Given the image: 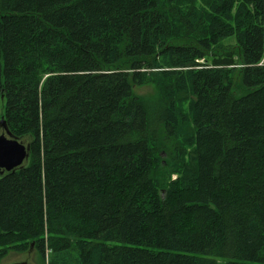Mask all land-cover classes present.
I'll use <instances>...</instances> for the list:
<instances>
[{
	"label": "trees",
	"instance_id": "obj_1",
	"mask_svg": "<svg viewBox=\"0 0 264 264\" xmlns=\"http://www.w3.org/2000/svg\"><path fill=\"white\" fill-rule=\"evenodd\" d=\"M1 118L0 261L264 264V0H0Z\"/></svg>",
	"mask_w": 264,
	"mask_h": 264
},
{
	"label": "water",
	"instance_id": "obj_2",
	"mask_svg": "<svg viewBox=\"0 0 264 264\" xmlns=\"http://www.w3.org/2000/svg\"><path fill=\"white\" fill-rule=\"evenodd\" d=\"M0 176L22 168L29 158V145L15 139L9 132L3 118L0 119ZM32 248V246H31ZM13 264H29L26 260Z\"/></svg>",
	"mask_w": 264,
	"mask_h": 264
},
{
	"label": "rangeland",
	"instance_id": "obj_3",
	"mask_svg": "<svg viewBox=\"0 0 264 264\" xmlns=\"http://www.w3.org/2000/svg\"><path fill=\"white\" fill-rule=\"evenodd\" d=\"M134 92L136 95H139L144 98H151L155 95V88L152 85L149 86H144L141 88H136L134 89ZM2 130H0V135L2 134ZM27 261L29 264H39L36 257L35 253L31 252L30 254H14V253H9L3 260L0 261V264H13V263H19L22 261Z\"/></svg>",
	"mask_w": 264,
	"mask_h": 264
}]
</instances>
